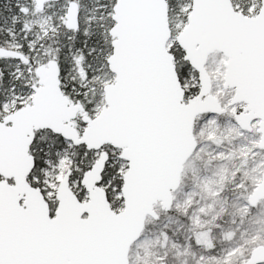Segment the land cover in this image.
Listing matches in <instances>:
<instances>
[{
	"label": "snow or ice",
	"instance_id": "1",
	"mask_svg": "<svg viewBox=\"0 0 264 264\" xmlns=\"http://www.w3.org/2000/svg\"><path fill=\"white\" fill-rule=\"evenodd\" d=\"M38 3L0 0V264H127L187 117L264 104V0Z\"/></svg>",
	"mask_w": 264,
	"mask_h": 264
},
{
	"label": "rangeland",
	"instance_id": "2",
	"mask_svg": "<svg viewBox=\"0 0 264 264\" xmlns=\"http://www.w3.org/2000/svg\"><path fill=\"white\" fill-rule=\"evenodd\" d=\"M60 11L61 5H48L35 22L51 28ZM194 135L198 146L185 163L172 209L155 207L158 221L148 218L130 264H146L149 256L166 264H243L264 246V200L255 207L249 202L264 173L258 122L248 132L230 111L207 113L196 118Z\"/></svg>",
	"mask_w": 264,
	"mask_h": 264
},
{
	"label": "water",
	"instance_id": "3",
	"mask_svg": "<svg viewBox=\"0 0 264 264\" xmlns=\"http://www.w3.org/2000/svg\"><path fill=\"white\" fill-rule=\"evenodd\" d=\"M61 1L62 0H39L37 6L43 10L47 4ZM72 22L74 25V12ZM172 79L173 81L175 80L174 75ZM248 108L249 110L246 113H241L240 118L236 119V121L242 130L248 132H251L253 130V124L258 122V132L260 133V142L258 146L264 150V104H250ZM226 113L227 105L224 108H219L218 106L217 113L214 115H224ZM204 114H207V112L202 107H197L187 117L185 130L173 147L171 162L169 167L164 171L163 177L151 184L141 186L138 190L136 214L131 224L127 227L123 240V251L124 255L127 257V264H130L129 253L131 247L140 239L145 229L147 219L152 218L157 220L159 218L155 207L160 203L163 210L168 212L172 209L173 193L180 187L185 163L193 155L198 146L197 139L194 135L195 120L198 116ZM262 200H264V173L261 182L249 196V202L252 207L257 206ZM253 256L256 258L264 257V246L260 245L253 249L248 260ZM247 261L243 264H247ZM159 264L166 263L162 262Z\"/></svg>",
	"mask_w": 264,
	"mask_h": 264
},
{
	"label": "trees",
	"instance_id": "4",
	"mask_svg": "<svg viewBox=\"0 0 264 264\" xmlns=\"http://www.w3.org/2000/svg\"><path fill=\"white\" fill-rule=\"evenodd\" d=\"M63 4V0L61 1V2H59V3H56L55 5L56 6H59V5H62ZM177 217L179 218V219H181V220H183L184 218L182 217V216H180V215H177ZM148 220V219H147ZM156 222L158 221V219L157 220H155ZM146 224H147V221H146ZM145 227H146V225H145ZM247 255H249V253H247ZM160 262H158V261H156L153 257H151V256H149V257H147L146 258V264H159Z\"/></svg>",
	"mask_w": 264,
	"mask_h": 264
},
{
	"label": "flooded vegetation",
	"instance_id": "5",
	"mask_svg": "<svg viewBox=\"0 0 264 264\" xmlns=\"http://www.w3.org/2000/svg\"><path fill=\"white\" fill-rule=\"evenodd\" d=\"M59 3V2H58ZM51 4H56V3H49V4H47L46 6H48V5H51ZM46 6H45V8H46ZM42 10V9H41ZM43 10H45V9H43Z\"/></svg>",
	"mask_w": 264,
	"mask_h": 264
}]
</instances>
